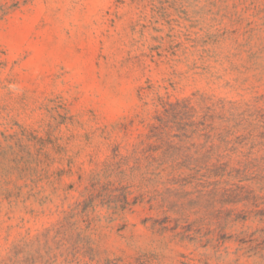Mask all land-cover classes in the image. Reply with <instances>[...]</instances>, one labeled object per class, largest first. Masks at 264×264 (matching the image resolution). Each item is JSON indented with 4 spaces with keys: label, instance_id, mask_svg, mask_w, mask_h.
Masks as SVG:
<instances>
[{
    "label": "rangeland",
    "instance_id": "1",
    "mask_svg": "<svg viewBox=\"0 0 264 264\" xmlns=\"http://www.w3.org/2000/svg\"><path fill=\"white\" fill-rule=\"evenodd\" d=\"M161 102L243 114L250 197L150 209ZM263 176L264 0H0V264H264L239 242L264 241Z\"/></svg>",
    "mask_w": 264,
    "mask_h": 264
},
{
    "label": "trees",
    "instance_id": "2",
    "mask_svg": "<svg viewBox=\"0 0 264 264\" xmlns=\"http://www.w3.org/2000/svg\"><path fill=\"white\" fill-rule=\"evenodd\" d=\"M161 106L162 110L146 125L145 132L140 135L139 148L134 151L136 169L142 160L146 181L164 188L150 193L146 201L150 209L156 203L157 208L164 209V214L179 213L200 207L202 200H205V207L210 205L211 208L215 204L235 206L250 197L251 191L231 183L244 181V171L231 166L233 155L239 153L237 145L243 138L236 135L237 126L228 124L242 121L243 114L235 110L225 112L219 117L223 126L216 132L212 125L209 126V119L213 118L209 107L203 112L188 108L186 104L161 102ZM190 118L192 120L189 121ZM188 187L192 190H187ZM253 200L259 201L262 197L254 196ZM127 205L124 202L123 207ZM231 210L227 216L229 222L245 220L250 214L243 212V217L236 215L231 219L236 209ZM260 215L264 221V213ZM167 222L168 217H165L156 224L165 230L163 225ZM239 242L240 245H247L240 248L244 254L257 255L264 260V241L260 244H254L253 239Z\"/></svg>",
    "mask_w": 264,
    "mask_h": 264
}]
</instances>
